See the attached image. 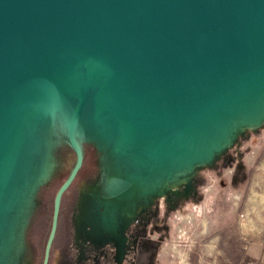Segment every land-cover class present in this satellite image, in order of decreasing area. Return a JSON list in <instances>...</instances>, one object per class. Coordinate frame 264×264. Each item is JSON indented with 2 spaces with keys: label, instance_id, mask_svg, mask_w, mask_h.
Segmentation results:
<instances>
[{
  "label": "water",
  "instance_id": "1",
  "mask_svg": "<svg viewBox=\"0 0 264 264\" xmlns=\"http://www.w3.org/2000/svg\"><path fill=\"white\" fill-rule=\"evenodd\" d=\"M79 78L92 79L104 109L145 136L127 173L143 158L166 168L174 163L161 138L264 83V0H0V167L28 112L64 101L60 88ZM65 105L67 129L56 123L77 162L56 194L43 264L83 163L82 139L102 150L76 136L79 114Z\"/></svg>",
  "mask_w": 264,
  "mask_h": 264
},
{
  "label": "rangeland",
  "instance_id": "2",
  "mask_svg": "<svg viewBox=\"0 0 264 264\" xmlns=\"http://www.w3.org/2000/svg\"><path fill=\"white\" fill-rule=\"evenodd\" d=\"M62 126L55 124V146L68 142ZM228 135L203 160L161 170L143 158L131 175L82 139L92 165L65 195L51 264H248L245 247L264 224V119L252 127L235 118ZM53 162L25 211L12 210L1 223L0 264H39L53 201L71 168L60 160V177L51 181Z\"/></svg>",
  "mask_w": 264,
  "mask_h": 264
},
{
  "label": "bare ground",
  "instance_id": "3",
  "mask_svg": "<svg viewBox=\"0 0 264 264\" xmlns=\"http://www.w3.org/2000/svg\"><path fill=\"white\" fill-rule=\"evenodd\" d=\"M255 90H247L210 108L200 119L161 138L159 142L164 143L165 157L173 158L172 163L179 166L205 159L224 141H228L230 126L237 116L243 124L258 125L264 119V83ZM60 92L64 101L46 99L28 112L13 140L10 153L2 162L0 226L12 210L25 211L37 187L51 174L54 166L52 149L56 143L54 125L58 120L67 129L71 120L65 103L79 114L76 136L98 141L104 148L102 150L130 170L138 162L133 152L138 153L147 146L145 136L138 129L104 109L92 79L79 78L73 83L63 84ZM185 154L188 157L181 159ZM167 174L171 176L173 171L169 169ZM10 231L12 235V229ZM4 238L0 243V253L6 247Z\"/></svg>",
  "mask_w": 264,
  "mask_h": 264
},
{
  "label": "flooded vegetation",
  "instance_id": "4",
  "mask_svg": "<svg viewBox=\"0 0 264 264\" xmlns=\"http://www.w3.org/2000/svg\"><path fill=\"white\" fill-rule=\"evenodd\" d=\"M89 146L92 149H94V147H96V145L93 144V143H89ZM82 150H83V163H82V166H81L80 170L78 171L77 175L75 176L73 182L70 184L68 189L63 193L62 198H61L60 212H59V225H58V231H57L58 235H56V237L54 239V241L56 240V243H57V241L59 240V237H60V232H61V227H62V220H63L64 214H65V204H64L65 195L73 188V186L77 183V181L85 174V171H87L86 169L89 170V168L92 165L91 162L87 161V150H86V148L83 147ZM54 159L57 162V166H56V170H55L52 178L50 179L51 181H56L57 178L60 177L59 176V172H60L59 162H60V160L64 161L65 163H69V162L71 163L70 171L68 172V175L63 180L65 182L67 180V178L70 176V174H71V172H72V170H73V168H74V166L76 165V162H77V153H76L75 149L70 145L69 141L66 144H62L61 143L58 146H56V148L54 150ZM93 166H96V161L93 162ZM97 167H98V165H97ZM94 174L95 173H93L91 175H94ZM61 186L62 185H60V187ZM60 187L58 188V190L60 189ZM58 190H57V192H58ZM55 197H56V195H55ZM54 201H55V198H54ZM53 211H54V205H53Z\"/></svg>",
  "mask_w": 264,
  "mask_h": 264
},
{
  "label": "crops",
  "instance_id": "5",
  "mask_svg": "<svg viewBox=\"0 0 264 264\" xmlns=\"http://www.w3.org/2000/svg\"><path fill=\"white\" fill-rule=\"evenodd\" d=\"M257 239L251 240L245 247V260L248 264H264V224Z\"/></svg>",
  "mask_w": 264,
  "mask_h": 264
},
{
  "label": "trees",
  "instance_id": "6",
  "mask_svg": "<svg viewBox=\"0 0 264 264\" xmlns=\"http://www.w3.org/2000/svg\"><path fill=\"white\" fill-rule=\"evenodd\" d=\"M53 205H54V201H53ZM53 205H52V207H53ZM51 216H53V213H52ZM57 231H58V230H57ZM49 232H50V231H49ZM49 232H48L47 236H45L44 244L41 246V251H42V252H41L40 262H39V264H43L42 262H43V259H44V248H45V246H46V242H47V239H48V236H49ZM56 235H58V232H57ZM55 245H56V240L53 242V245H52L49 264H51V262H52V253H53V249L55 248Z\"/></svg>",
  "mask_w": 264,
  "mask_h": 264
}]
</instances>
